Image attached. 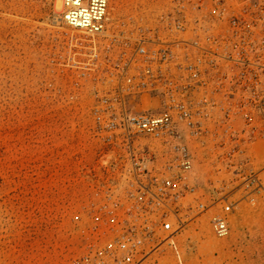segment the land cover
Listing matches in <instances>:
<instances>
[{
    "label": "built area",
    "instance_id": "1",
    "mask_svg": "<svg viewBox=\"0 0 264 264\" xmlns=\"http://www.w3.org/2000/svg\"><path fill=\"white\" fill-rule=\"evenodd\" d=\"M110 0H62L47 57L48 87L89 100L92 133L110 174L86 207L91 238L69 264H139L207 212L231 234L241 200L264 192V0H170L114 20ZM233 177L195 176L196 150ZM212 187L214 196L207 193Z\"/></svg>",
    "mask_w": 264,
    "mask_h": 264
},
{
    "label": "rangeland",
    "instance_id": "2",
    "mask_svg": "<svg viewBox=\"0 0 264 264\" xmlns=\"http://www.w3.org/2000/svg\"><path fill=\"white\" fill-rule=\"evenodd\" d=\"M170 0H110V18L151 15ZM62 0H0V264H69L90 241L86 207L110 174L92 133L89 100L68 102L48 87L47 57ZM195 176L217 184L216 156L196 150ZM207 193L214 196L212 187ZM241 200L231 234L214 237L207 212L139 264H264V192Z\"/></svg>",
    "mask_w": 264,
    "mask_h": 264
},
{
    "label": "crops",
    "instance_id": "3",
    "mask_svg": "<svg viewBox=\"0 0 264 264\" xmlns=\"http://www.w3.org/2000/svg\"><path fill=\"white\" fill-rule=\"evenodd\" d=\"M256 163L261 166L264 164V143L260 144L255 153ZM239 208V206L237 207Z\"/></svg>",
    "mask_w": 264,
    "mask_h": 264
}]
</instances>
